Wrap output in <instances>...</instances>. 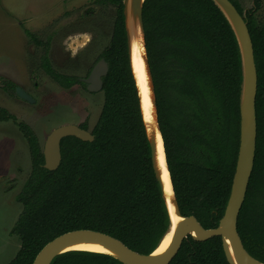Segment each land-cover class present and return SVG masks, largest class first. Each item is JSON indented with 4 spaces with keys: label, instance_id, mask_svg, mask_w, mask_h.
<instances>
[{
    "label": "trees",
    "instance_id": "1",
    "mask_svg": "<svg viewBox=\"0 0 264 264\" xmlns=\"http://www.w3.org/2000/svg\"><path fill=\"white\" fill-rule=\"evenodd\" d=\"M102 1L115 6L116 16L99 57L109 70L103 77L104 104L92 129L94 141L65 137L61 165L49 170L35 131L0 106V121L16 123L32 165L17 195L22 210L12 233L21 244L9 264H33L47 242L75 229L102 231L149 254L170 228L131 65L124 2ZM260 8L261 0H255L245 17L258 73L257 145L237 228L247 251L264 263V23L255 19ZM142 14L158 123L179 209L184 216L194 215L204 228L217 227L239 160L244 79L239 41L214 0H145ZM25 33L41 47L40 66L52 79L65 88L77 83L86 87L79 77L54 68L50 39L28 29ZM4 83L7 91L16 86ZM50 264L123 263L108 254L71 250ZM169 264L230 263L221 236L197 241L190 235Z\"/></svg>",
    "mask_w": 264,
    "mask_h": 264
},
{
    "label": "rangeland",
    "instance_id": "2",
    "mask_svg": "<svg viewBox=\"0 0 264 264\" xmlns=\"http://www.w3.org/2000/svg\"><path fill=\"white\" fill-rule=\"evenodd\" d=\"M236 1L246 17L255 0ZM130 9L126 7L129 25ZM115 16V6L102 0H0V106L30 125L42 149L57 126L86 124L93 129L104 92L81 84L61 87L40 66L42 49L25 29L50 39L49 55L56 70L86 78L111 39ZM255 16L256 22L264 23V0ZM5 80L24 88L35 102L16 95L13 88L7 91ZM31 169L28 143L16 123L0 121V264H9L21 244L12 229L22 210L17 195Z\"/></svg>",
    "mask_w": 264,
    "mask_h": 264
},
{
    "label": "water",
    "instance_id": "3",
    "mask_svg": "<svg viewBox=\"0 0 264 264\" xmlns=\"http://www.w3.org/2000/svg\"><path fill=\"white\" fill-rule=\"evenodd\" d=\"M127 1L129 2V4H127ZM144 1L145 0H123L125 24L127 28L131 65L136 79V83H137V77L135 75V71L132 63V45L134 40L133 29L137 28L139 25L142 30L144 54L146 57L147 70H148L151 92H152V106H153L156 122L159 128L153 78L145 48L143 14H142ZM214 1L227 16L236 33L242 53L243 78H244L243 91H242V104H241L240 150H239L237 172L225 212L222 218L220 219L218 226L214 228H204L202 227V225L194 215H189V216L182 215L174 193V199L176 203L175 214L181 217V220L178 222L171 244L164 254L159 256H153L154 251L158 248V246L160 245V243L162 242V240L166 235L162 238V240L160 241V243L158 244V246L155 248L154 251H152L149 254H143L131 249L119 238H116L102 231L92 230V229H75L60 234L55 238H53L52 240H50L49 242H47L36 255L33 264H50L52 259L58 254H61L66 251H71V250L61 251V249H63L64 247L70 244H74L80 240L95 241L100 244H103L108 248H111L112 250L117 252L120 257L113 255L111 256L117 258L123 264H169L180 250L183 241L187 239L190 235L193 237L194 240L197 241H205L213 236H221L223 240L225 255L230 264H258L259 262H261L256 258H254L244 247V244L242 242V239L239 235L237 228L238 217L246 198L250 178L254 168L255 156H256V145H257L256 96L258 91V73L255 62L254 46H253L251 33L248 27V22L245 18V14L241 13L231 0H214ZM126 7L131 8L130 9L131 11L129 13L132 14L133 22L130 25L128 23L129 14L128 12H126ZM135 16L137 17L138 21L135 20ZM108 70H109L108 62L104 58L99 60L94 65L89 76L84 79V81L88 83V89L90 91H101L103 89V77L107 75ZM137 87L141 98V93L138 83H137ZM16 91L21 98L29 102L35 101L34 98L30 94H28L22 87L17 86ZM141 106H142V100H141ZM147 133H148V128H147ZM68 136H75L83 141H94L95 139V135L92 133L91 130L83 128L80 125L68 123L57 126L48 134L43 145L45 168L52 171L59 168L62 162L61 141L62 139ZM148 136L152 147V158H153L154 168L156 171V175L161 182L163 195L170 215L171 223H170V228L168 230L169 232L172 227V213L165 195L166 194L165 183L162 180V174L160 172L157 163L156 142L153 138H151L149 133ZM163 146H164V141H163ZM164 152H165V147H164ZM166 163H167V159H166ZM167 168H168V163H167ZM168 172L170 175L169 168H168ZM170 180L173 189L171 175H170ZM80 251H85V250H80Z\"/></svg>",
    "mask_w": 264,
    "mask_h": 264
},
{
    "label": "bare ground",
    "instance_id": "4",
    "mask_svg": "<svg viewBox=\"0 0 264 264\" xmlns=\"http://www.w3.org/2000/svg\"><path fill=\"white\" fill-rule=\"evenodd\" d=\"M133 34H134V40L132 45V63L141 93L143 114L147 124L148 133L151 136V138H153L156 142L157 163L160 172L162 174V180L165 183V190H166L165 195L172 213V227L170 231L166 234V236L164 237L158 248L153 253V256H159L164 254L166 250L169 248L174 236L176 226L178 222L181 220V217L175 214L176 203L174 199V192L172 189L170 175L167 168L163 139L160 130L158 128V124L156 122V118L152 106V92H151L150 79L147 70L146 57L144 54L143 34L139 25L137 28L133 29ZM146 103H150L151 105L150 109H148V113L152 117L151 120L146 118ZM165 172H167L166 178H165ZM166 242H167V246L165 247ZM64 250H85V251L106 253L120 257L118 253L112 250L111 248H108L98 242L89 241V240H80L74 244H70L64 247L63 249H61V251ZM258 264H264V263L259 262Z\"/></svg>",
    "mask_w": 264,
    "mask_h": 264
},
{
    "label": "flooded vegetation",
    "instance_id": "5",
    "mask_svg": "<svg viewBox=\"0 0 264 264\" xmlns=\"http://www.w3.org/2000/svg\"><path fill=\"white\" fill-rule=\"evenodd\" d=\"M255 17H256V16H255ZM257 24H262V23H258V22H257ZM46 40H47V39H46ZM50 52H51V49H50ZM68 55H70V54H68ZM50 57H51V56H50ZM50 59H51V58H50ZM102 59H103V58H102ZM100 60H101V59H100ZM98 61H99V60H98ZM98 61H97V62H98ZM93 67H94V66H93ZM93 67H92V68H93ZM91 70H92V69H91ZM90 72H91V71H90ZM64 74H66V73H64ZM89 74H90V73H89ZM69 75H71V74H69ZM75 76H76V75H75ZM88 76H89V75H88ZM88 76H87V77H88ZM77 77H78V76H77ZM87 77H86V78H87ZM79 78H80V77H79ZM84 79H85V78H80L81 81H83V82H85V83L87 84L85 88L88 89V83H87L86 81H84ZM53 80H54V79H53ZM54 81H55V80H54ZM56 82H57V81H56ZM57 83H58V82H57ZM58 84H59V83H58ZM77 84H78V83H77ZM59 85H60V84H59ZM74 85H75V84H74ZM17 86H18V85H16L15 88H14V90H12L14 93H16V95H18V94H17V91H16V87H17ZM60 86H61V85H60ZM82 86H83V85H82ZM61 87H63V86H61ZM83 87H84V86H83ZM63 88H65V87H63ZM23 89H24V88H23ZM24 90H25V89H24ZM88 90H89V89H88ZM25 91H26V90H25ZM89 91H90V90H89ZM101 91H102V90H101ZM27 93H28V92H27ZM28 94H29V93H28ZM30 95H31V94H30ZM18 96H19V95H18ZM31 96H32V95H31ZM32 97H33V96H32ZM34 100H35V98H34ZM34 102H35V101H34ZM67 124H68V123H67ZM80 126H81V125H80ZM81 127H82V126H81ZM83 128H84V127H83ZM86 129H88V128H86ZM91 131H92V129H91Z\"/></svg>",
    "mask_w": 264,
    "mask_h": 264
},
{
    "label": "snow or ice",
    "instance_id": "6",
    "mask_svg": "<svg viewBox=\"0 0 264 264\" xmlns=\"http://www.w3.org/2000/svg\"><path fill=\"white\" fill-rule=\"evenodd\" d=\"M143 78V77H142ZM151 105L150 103H146V118L151 120V115L148 113V109H150ZM167 177V172H165V178ZM167 246V242L165 244V247Z\"/></svg>",
    "mask_w": 264,
    "mask_h": 264
}]
</instances>
